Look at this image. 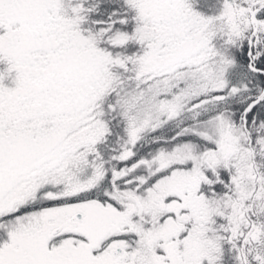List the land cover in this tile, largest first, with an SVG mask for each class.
I'll return each mask as SVG.
<instances>
[{
  "label": "snow or ice",
  "instance_id": "snow-or-ice-1",
  "mask_svg": "<svg viewBox=\"0 0 264 264\" xmlns=\"http://www.w3.org/2000/svg\"><path fill=\"white\" fill-rule=\"evenodd\" d=\"M0 264H264V0H0Z\"/></svg>",
  "mask_w": 264,
  "mask_h": 264
}]
</instances>
